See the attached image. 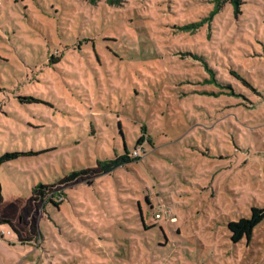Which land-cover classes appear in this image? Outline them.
I'll return each instance as SVG.
<instances>
[{
  "label": "rangeland",
  "instance_id": "374dc122",
  "mask_svg": "<svg viewBox=\"0 0 264 264\" xmlns=\"http://www.w3.org/2000/svg\"><path fill=\"white\" fill-rule=\"evenodd\" d=\"M212 1L0 0V264H264V0Z\"/></svg>",
  "mask_w": 264,
  "mask_h": 264
},
{
  "label": "trees",
  "instance_id": "16d2710c",
  "mask_svg": "<svg viewBox=\"0 0 264 264\" xmlns=\"http://www.w3.org/2000/svg\"><path fill=\"white\" fill-rule=\"evenodd\" d=\"M85 1H87L89 4H96L98 0H85ZM105 1L110 6H119L123 2V0H105ZM212 3H213V7H212L213 9L209 13L207 20H210L216 14H218L221 7L226 3H228L231 6L233 15L237 16L238 13L240 12L242 0H213ZM195 25L198 27L201 24L196 23ZM232 75L237 79L239 78L237 75H235L233 73H232ZM209 81L211 83H215V80H213L212 73H210V80ZM18 100L20 103H24V104H40V103L43 104L42 100L31 97V96L19 97ZM142 141H144V137L141 136L139 138V140L137 141V145H140V143ZM46 150H48V149H43V150H38V151H28V152H18V151L6 152L0 156V165L5 163V162L15 160V159L22 157V156L38 155V154H40ZM135 160H136V158L133 157L132 153L130 154L127 149H124L123 154L115 156L112 159L98 160L96 162L97 166L95 169H81V170L70 172L68 175L64 176L59 181V184L60 183L74 182L77 179H79L80 177L88 174L89 172H92L93 170H95L96 173H98L97 174L98 176L104 175V174H110L111 172H113L118 167L133 163ZM51 187H52V185H43V184L35 185L32 189L30 200L32 197H36V198H38L39 201H43L48 195V189ZM53 205L55 207L58 206V204H56V203H53ZM263 221H264V209L252 207L250 210V215L248 218H240L236 222H232V221L229 222L227 224V229L230 233L231 242L236 244V243L241 242L242 239H246L247 243H249V241L252 238V234H253L254 229L258 225H260ZM145 229H148V228L145 227Z\"/></svg>",
  "mask_w": 264,
  "mask_h": 264
},
{
  "label": "built area",
  "instance_id": "2783aa9c",
  "mask_svg": "<svg viewBox=\"0 0 264 264\" xmlns=\"http://www.w3.org/2000/svg\"><path fill=\"white\" fill-rule=\"evenodd\" d=\"M134 155H136V153H134ZM134 155H133V156H134ZM155 217H156V218H160V217H161V214L158 213V214L155 215Z\"/></svg>",
  "mask_w": 264,
  "mask_h": 264
}]
</instances>
